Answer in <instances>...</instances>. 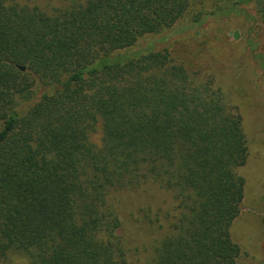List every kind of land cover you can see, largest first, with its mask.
Listing matches in <instances>:
<instances>
[{
  "label": "trees",
  "instance_id": "1",
  "mask_svg": "<svg viewBox=\"0 0 264 264\" xmlns=\"http://www.w3.org/2000/svg\"><path fill=\"white\" fill-rule=\"evenodd\" d=\"M53 1L0 0V264H239L244 114L170 46L264 0Z\"/></svg>",
  "mask_w": 264,
  "mask_h": 264
},
{
  "label": "rangeland",
  "instance_id": "2",
  "mask_svg": "<svg viewBox=\"0 0 264 264\" xmlns=\"http://www.w3.org/2000/svg\"><path fill=\"white\" fill-rule=\"evenodd\" d=\"M60 0H54L58 2ZM202 23L196 33L177 32L170 50L174 56L196 60L222 78L234 91L244 114L249 140V159L239 173L246 179L242 213L232 226L233 240L241 247L239 264L264 263V71L257 72V57L264 55V31H250L243 19L216 16ZM250 40L254 41L253 49ZM204 68V69H205ZM260 76V77H259ZM260 78H263L261 80ZM227 86V87H226ZM91 139L101 144L102 128ZM18 255V254H17ZM14 264H29L25 256H14Z\"/></svg>",
  "mask_w": 264,
  "mask_h": 264
},
{
  "label": "water",
  "instance_id": "3",
  "mask_svg": "<svg viewBox=\"0 0 264 264\" xmlns=\"http://www.w3.org/2000/svg\"><path fill=\"white\" fill-rule=\"evenodd\" d=\"M21 69H22V70H25V68H24V67H21Z\"/></svg>",
  "mask_w": 264,
  "mask_h": 264
}]
</instances>
